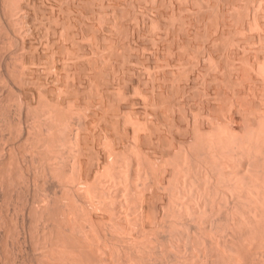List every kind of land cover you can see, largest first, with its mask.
<instances>
[{"label":"bare ground","instance_id":"obj_1","mask_svg":"<svg viewBox=\"0 0 264 264\" xmlns=\"http://www.w3.org/2000/svg\"><path fill=\"white\" fill-rule=\"evenodd\" d=\"M99 1L0 0V264H264V106L243 128L239 98L226 120L207 98L192 114L157 60H112L122 25L108 12L115 26L99 28L110 5ZM261 50L251 62L264 79Z\"/></svg>","mask_w":264,"mask_h":264},{"label":"rangeland","instance_id":"obj_2","mask_svg":"<svg viewBox=\"0 0 264 264\" xmlns=\"http://www.w3.org/2000/svg\"><path fill=\"white\" fill-rule=\"evenodd\" d=\"M98 1L99 0H97V3H98ZM168 1H172V3L174 4V7H173V4H171V2L169 3ZM203 1L204 0H201V1L200 0H193V2H195V3H193L192 0L191 1L190 0H188V1L187 0H174V1L173 0H152V1L151 0H141V1L140 0H133V1L132 0H112V1L111 0H107L106 1V5H109L110 4L109 5V8L110 9L109 8H106L105 9L106 10V13L105 14H102L101 13L99 15L100 18H102V22L106 20L105 21V24L106 25L104 24L103 27L102 26L101 27L99 26V28H101L102 30H104L105 33H108V32H106V30L107 29H110V27H112L111 25H113V24H109L110 23L109 22L110 21L109 19H112V16H113V17H115V18H113V20L116 19L115 21L111 20V21H113V23L115 22V23L118 24L119 21H120V24L122 26L121 27L119 26V29H118L119 31L116 30V28H118V27H114L115 29H113V28L110 29V30H112L113 33H114V30L116 31L115 32L116 35H114V37L116 38L115 40H117V43L116 44L114 43L115 46L114 47L113 46L111 47L113 49H111V48H110L111 50L109 49L111 51V53H112V50H113V54L116 53V54H114V58L112 56V60L113 59L114 60H157V63L160 64V65L158 64V66L160 67V69H163V70H160L161 75L163 74L162 76L163 77H166L164 79L161 76V83H162V85L164 83V85H167L168 89H169V87L173 86V90L172 91H173L174 94H176L178 96H176L174 94H173V96L172 95H170V96L173 97V100H174V96H175L176 97L175 98L176 101H183V102H185L186 107L187 108H189V107L191 108V109L189 108V110L192 111V114H195L196 108L200 107L198 105L204 106V105L208 104V103H206L207 101L205 99V98H207V100H208V102L210 104L212 103V104L216 105L221 111H223L222 113H224V115L221 113V119H225L226 120V115L229 116L228 114H230V112H232V110H234V107L233 106H231L233 109H231V107H229L230 104L232 103L231 105H233V102L235 101V98L236 99L239 98V100H241L243 102V104L245 106L244 107L245 110L247 109V107H250V108H248L246 110L248 112L247 115H246V117L244 115H242L245 110L244 109H242L244 111H240L239 110V119L240 120L237 119L238 121L236 122V124L239 125V127L243 128V127H245L247 125L246 122H251V120L253 118H255V116L258 113V112H256V110H258V108H261L262 106H264V94L261 93L262 91L264 92V89H263L264 88V83H263L264 82V79L261 76L262 74H260V73H259V75H257V77L255 76L256 74H258V72H256V70H255V68H254V66H253V64L251 62L253 60H263V58L262 59L260 58V55H263L262 53H260V50L262 49L261 52L264 51V49H263L264 46H262V45H264V40H261V39L259 40L258 36L260 35V32L261 31H262V33L264 35V31H263L264 30V21H263L264 20V11H263V9H264V1L263 2H259L258 0H239V1L238 0H220V1L219 0H211V1L210 0H207L206 1L205 0L204 2ZM198 2L200 4H198ZM212 2H213V4H212ZM216 2H218L222 6V9H223V6H224L223 13H224V23L225 24L223 26V28H224L223 29V32L225 34H222V36L220 34V31H219V30H221L222 27L220 26V28H219V26H216L215 21L213 20L214 19L213 13L218 8L217 7L218 6L217 5L218 3H216ZM167 3H169V5ZM163 4H166V5H163ZM258 5L260 7H258ZM221 6H220V8H221ZM252 6H254V7H252ZM132 7H133V12H136L137 14L141 15L142 17L144 16V18H145L144 20H145L146 23H144L143 26H142L143 23H142L141 19L136 20L137 18L136 19L133 18L135 16L133 15ZM232 7H235V8L233 9ZM255 7L256 8L258 7L259 10H256ZM236 9H237V11H236ZM252 9H254L255 12H258L259 13L261 22L263 24V30H259L258 35H257V32L258 31L257 30H254V27L251 28L249 26L251 28V29H249V27L247 26L248 25L247 24L248 19L250 18L251 14L253 12ZM119 11L120 12H123V13H120ZM211 11H213V12L211 13ZM230 11H232V12H230ZM233 11L235 13H233ZM244 11H246V12H244ZM247 11H249V12H247ZM259 11H261V12H259ZM108 12H109V14H108ZM171 12H172L173 16L171 15ZM110 13H112V14H110ZM174 13H175V15H174ZM178 13H180V14H178ZM208 13H209V15H208ZM107 14H108V18H109L108 20H107ZM238 14H239V16H237ZM105 15H106V19H105ZM119 15H122V16H119ZM169 15H170L171 18L169 17ZM109 16H111V17H109ZM175 16H177L176 17L177 19L175 18ZM232 17H234V18H232ZM154 18H156V20H157V21H155L156 23L152 22V20H154ZM182 18H185V19L181 20ZM147 19H148V21H147ZM239 19H240V21H239ZM184 20L186 21V25L184 23ZM149 21H151L154 25L151 22H149ZM177 21H178V23H173V22H177ZM181 21H183V23ZM147 22H149V23H147ZM107 23H108V25H107ZM161 23L164 25L165 28L163 27V25ZM187 23H188V25H187ZM100 24H102V23L100 22ZM120 24H118V25H120ZM241 24L244 27H242ZM155 25H156V28H155ZM113 26H115V25H113ZM153 26H154V28H153ZM157 26H159V27L161 26V27L159 28ZM178 26L180 27L179 29H178ZM234 26L237 27V28H235ZM106 27H108V28L106 29ZM192 27L195 28V29H193ZM217 27L219 29H217ZM133 28L135 30L136 29H140L139 37L138 36H135V37L131 36L130 30L133 29ZM241 28H244V29H241ZM180 29H182L181 30L182 32L180 31ZM234 29H235V31H234ZM128 30H129V32H128ZM167 30L169 31V33H168ZM252 30H254V31H252ZM172 32L175 33V34L173 35ZM177 32H178V34L180 32V34L178 35ZM216 32H217L218 36H217ZM118 33H119V35H118ZM228 35H230V36H228ZM177 36H178V38H177ZM187 36H189V37H187ZM195 36H196V38H195ZM206 36H207V38H206ZM227 36H228V38H227ZM105 37H106V34H105V36L100 37V39H99V49H98L99 52L98 53H100V54H97V57L99 56L98 57L99 60H101L104 57L103 55L106 54V52H108V48L107 47H104V42L106 41V40H104ZM252 37L253 38L255 37L254 40H253ZM207 39H210V41L207 40ZM255 39H257V40H255ZM102 41H103V43H102ZM260 41L262 42L261 44H259ZM227 42H228V44H227ZM211 44L214 45V46L212 47ZM129 46H130V48H129ZM208 48L211 49V50H209ZM259 48H261V49H259ZM202 52H204V54ZM117 53H118V55H117ZM181 55H182V57H181ZM210 57H212V58H210ZM215 57H216V59H215ZM255 57H257L258 59L257 58L255 59ZM119 58H121V59H119ZM211 59H213V60L215 59L214 60V63L215 64L213 63V66L210 63V60ZM158 60H160V61H158ZM170 60H172V61H170ZM184 60L185 61L187 60L188 62L186 61V63H185ZM213 60H211V61L213 62ZM220 60H221V62H220ZM219 62H220V65L217 64ZM197 63L200 64V65H198ZM167 64H168V66H167ZM221 64H222V66H221ZM232 64H233V66H232ZM169 65H170V67H169ZM192 66H193V68H192ZM236 66H238V67H236ZM221 67H222V69H221ZM229 67H231V68H229ZM182 68H184V69H182ZM214 68H216V69L218 68L219 70L216 71V69L214 70ZM253 68H254V71L255 72L253 71ZM181 70H183V71L181 72ZM212 70H214L215 72L212 71ZM230 70H232V72H231L232 74L230 73ZM166 71H168L169 73L166 72ZM172 71H173L172 74L173 75L175 74L177 76V78H176L175 75L173 76L172 74H170ZM221 71H222V73H220ZM242 71H244V72H242ZM250 71H252V72H250ZM187 72H188V74H187ZM245 72H247V73H245ZM254 73H256V74H254ZM164 74H165V76H164ZM169 74L171 76H169ZM222 74H224V75H222ZM230 75H232V76H230ZM236 76H239V77L236 78ZM170 77L171 78L173 77V78L171 79ZM178 78L181 80L180 81L181 83L180 82L179 83L173 82V81H176V80L178 81L179 80ZM241 79H243V80H241ZM170 80H172V81H170ZM237 80H238V82H237ZM252 80H253V82H252ZM255 80H256V82H255ZM258 80L261 81V82H259ZM166 81H167V83H166ZM194 81H197V82H194ZM248 81H250V82H248ZM170 82H172L173 85H171ZM240 82L243 83V84H245V88H244V85L237 84V83H240ZM223 83H225V84H223ZM246 83L249 84V85H247ZM174 84L175 85L179 84V86H184V84H185L186 86H184V87H186L185 88L186 90L183 89V91L182 90L180 91V88H178L179 86H175ZM233 84H234V86H236L235 84H237L238 88H237V86L234 87ZM223 85H225V86H223ZM249 86H250V88H249ZM257 86H259V87H257ZM175 88H176V90H175ZM239 88H240V90H239ZM251 88H252V90H251ZM261 88H262V90H261ZM234 89H236V90L234 91ZM244 89H245V91H244ZM246 90L249 91V92L251 90V92L248 94V92ZM175 91H176V93H175ZM202 91H203V93H202ZM212 91H214V93ZM216 91H217V93H215ZM179 92H181V93H179ZM183 92L184 93L186 92V93L184 94ZM222 92H223V94H222ZM230 92H232V93H230ZM233 92H235V93H233ZM182 93H183V95H182ZM236 93H237V95H236ZM202 94H203V96H202ZM224 94H226V95H224ZM206 95H209V96L211 95V96L209 98V96H206ZM216 95H217V99H216ZM244 95H246L247 98L244 97ZM213 96H214V98L211 99V97H213ZM187 97H189V98L192 97L191 99H189V102L187 101V99H188ZM165 99H163L162 103L160 102L159 106L160 105L161 106L158 107V110H160V116H161V112L163 113V115H165V113L167 112L166 111V108L168 106V103H167V100L168 99H166V100ZM219 99H220V103H218L219 102L218 101ZM226 99H227V103H226ZM164 100H165V102H164ZM212 100H214V101H212ZM222 100L225 103H223ZM204 101H206V102H204ZM215 102H217L218 104L215 103ZM162 104H163V106H165V108L162 107ZM247 104H251V105H247ZM229 110H231V111L228 112ZM253 111L256 112V114ZM178 113H180V112H178ZM240 114H241V116H240ZM249 115H250V118H249ZM160 116L157 117L156 120H159L158 123L161 125V126L159 125L160 128L161 129H163V128L165 129L164 124L161 123ZM178 116L179 117H177V121H178V123H181L182 124V121L181 120L183 118L181 119L180 114H178ZM241 117H243V118H241ZM248 118L249 119L252 118V119L249 120ZM180 132L183 133L182 131H180ZM166 147L167 146H164V144H163L160 147V150L162 152H165L168 149Z\"/></svg>","mask_w":264,"mask_h":264}]
</instances>
